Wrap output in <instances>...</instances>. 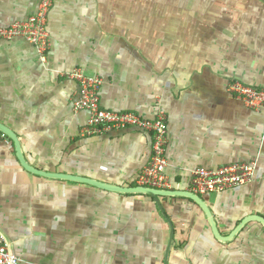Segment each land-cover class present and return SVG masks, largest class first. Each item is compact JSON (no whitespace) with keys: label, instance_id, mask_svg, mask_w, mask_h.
<instances>
[{"label":"crops","instance_id":"obj_1","mask_svg":"<svg viewBox=\"0 0 264 264\" xmlns=\"http://www.w3.org/2000/svg\"><path fill=\"white\" fill-rule=\"evenodd\" d=\"M40 1L0 0V26ZM46 30L45 62L23 38L0 41V123L29 165L123 188L147 165V132L82 135L88 113L65 77L79 69L102 79L101 108L165 114L173 190L189 192L197 168L255 164L252 182L200 197L220 236L264 219V107L227 92L232 80L264 87V0H51ZM157 201L32 174L0 133V233L19 264H264L261 223L217 239L191 199Z\"/></svg>","mask_w":264,"mask_h":264},{"label":"built area","instance_id":"obj_2","mask_svg":"<svg viewBox=\"0 0 264 264\" xmlns=\"http://www.w3.org/2000/svg\"><path fill=\"white\" fill-rule=\"evenodd\" d=\"M50 7L51 0H41L36 13L25 21L0 26V41L23 38L33 45L39 59L45 62L50 47L49 34L46 30ZM65 77L75 81L79 86V95L73 104V109L88 113V120L82 129V135L94 136L125 129H136L149 133L152 138L149 161L137 176L135 187L173 190L164 174L167 145L165 114L160 111L154 119L147 120L130 111L105 110L100 106L99 89L103 81L99 76L85 75L81 70L74 69L66 73ZM227 92L250 109L258 110L264 107V87L256 88L238 80H232L228 83ZM254 169V163H232L215 170L197 168L191 173L188 191L202 197L242 186L252 182ZM0 264H19V259L12 253L1 233Z\"/></svg>","mask_w":264,"mask_h":264},{"label":"water","instance_id":"obj_3","mask_svg":"<svg viewBox=\"0 0 264 264\" xmlns=\"http://www.w3.org/2000/svg\"><path fill=\"white\" fill-rule=\"evenodd\" d=\"M0 133H2L4 136H6L8 139H10V141L13 143L14 146V151H15V156L18 160V162L20 163V165L28 172L35 174L37 176H42L45 178H51V179H59V180H68V181H73V182H78V183H84V184H88L94 187H98L107 191H115V192H119V193H139V194H145L148 195L152 198L155 199V202L158 205V197H176V196H180V197H186L191 199L194 203H196L204 212L207 221L211 227V231L213 233V235L217 238V239H222V240H228L230 238H232V236L239 231V229H241V227L249 221L255 220L259 223H261L264 226V219L256 216V215H249L247 217H245L240 224L232 231V233L226 237H222L220 236V234L218 233L216 224L214 222V220L212 219L211 215H210V211L207 207V205L205 204V202L203 201L202 198H200L197 195H194L190 192H185V191H175V190H167V191H163V190H155V189H149V188H143V187H128V188H123V187H119V186H115V185H110V184H105V183H101L89 178H85V177H81V176H77V175H68V174H62V173H52V172H46V171H42L39 169H36L34 167H32L31 165H29L22 154L21 151V146L19 143V140L16 136V134L9 129L8 127H6L5 125H3L2 123H0ZM158 207L160 208V206L158 205ZM161 209V208H160ZM172 239V231L170 232V239L169 241ZM170 243L167 246V251L166 254L168 253V249H169ZM164 264H166V259H164Z\"/></svg>","mask_w":264,"mask_h":264}]
</instances>
